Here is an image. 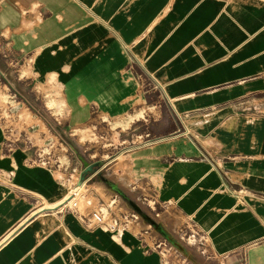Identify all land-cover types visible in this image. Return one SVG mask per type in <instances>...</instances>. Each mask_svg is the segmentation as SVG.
<instances>
[{"label": "crops", "instance_id": "0c3cea01", "mask_svg": "<svg viewBox=\"0 0 264 264\" xmlns=\"http://www.w3.org/2000/svg\"><path fill=\"white\" fill-rule=\"evenodd\" d=\"M2 51L36 117L143 135L167 110L171 127L125 165L82 164L96 207L138 216L115 233L60 209L62 182L32 152L47 121L0 123V264H166L162 222L226 264H264V0H0Z\"/></svg>", "mask_w": 264, "mask_h": 264}, {"label": "rangeland", "instance_id": "374dc122", "mask_svg": "<svg viewBox=\"0 0 264 264\" xmlns=\"http://www.w3.org/2000/svg\"><path fill=\"white\" fill-rule=\"evenodd\" d=\"M3 53L4 51L0 52V123L10 134L9 129L20 131L25 130L28 126V129H31V127L36 129L34 124H40L38 122L40 121L39 118L48 122L49 133L42 125H40L39 132L44 133L42 137L49 135L50 145L46 146L42 141H39L38 148H33L32 152L40 154L44 161L49 162L45 166L54 171L56 176L61 177L63 184L60 183L62 186H59V188L63 194L64 192L68 194L69 188L73 187L76 181V173L80 174L82 172V163L78 157L86 162L98 163L100 161L99 166H103L112 158H116V162L125 165L127 155L135 147L157 140L158 135L164 134V131L171 127V118L167 110L164 118L161 117L160 122L150 119V134L143 135H138L142 131L141 127H136L134 130L126 129V123L122 121L118 123L112 121L101 122L100 119H95L85 126L71 130L64 126L66 124L63 120L60 121L59 125H54L52 117L43 109L36 117L23 104L22 98L26 91H24L22 85L15 83L13 79L14 68L5 65L4 60H6V57L2 56ZM47 105L52 106L50 103ZM37 106L39 105L37 104ZM152 118H156V116L152 114ZM93 154L95 155L93 156ZM73 169L76 170L74 174H72ZM71 174L73 175L72 179L65 182ZM85 189V187L80 188L78 190L79 194L86 193ZM90 199L91 197H87L81 200V208H83L84 202ZM54 203L45 202L43 205L50 206ZM152 207L154 215L159 213V209ZM91 208L95 210L96 205L93 204ZM162 223L167 227V232L171 236V240L174 241L169 243L166 240L164 246H161L166 264H226L222 258L214 257L210 253L204 238L198 232L191 231L190 228L181 225L179 222Z\"/></svg>", "mask_w": 264, "mask_h": 264}, {"label": "built area", "instance_id": "2783aa9c", "mask_svg": "<svg viewBox=\"0 0 264 264\" xmlns=\"http://www.w3.org/2000/svg\"><path fill=\"white\" fill-rule=\"evenodd\" d=\"M34 162L45 166V164H48V161H44L42 159L40 154H35ZM76 173V170H72V174ZM70 175V177L65 181L69 182V179H72L73 175ZM78 176L80 177V174L76 173V177L78 179ZM61 181V177L59 178ZM82 180L79 178L78 181L76 180L73 184L72 188H69V192L66 195V197L62 200L60 204V209L73 212V213H79L81 209V200L86 199L89 197L86 193L79 194L78 190L82 188L81 186ZM81 186V187H79ZM86 192V191H85ZM114 200H112L108 206H98L94 210L91 208V206L94 204V200L91 198L90 200H86L84 202V209L88 210L87 213L88 219H86L88 226L95 227V228H101L110 232H120L121 230H124L126 227H128L132 222L136 221L138 216L135 212H128V213H119L115 214L112 213L111 207L113 206ZM79 215V214H78ZM157 215V214H155ZM81 216V215H80ZM158 216V215H157ZM85 219V217H83ZM164 240L160 241L156 244L155 248L164 255L161 251V246H164Z\"/></svg>", "mask_w": 264, "mask_h": 264}, {"label": "water", "instance_id": "95a60500", "mask_svg": "<svg viewBox=\"0 0 264 264\" xmlns=\"http://www.w3.org/2000/svg\"><path fill=\"white\" fill-rule=\"evenodd\" d=\"M82 164L84 165V167L88 166V164L85 161H82ZM80 179L82 180L83 178H80Z\"/></svg>", "mask_w": 264, "mask_h": 264}]
</instances>
